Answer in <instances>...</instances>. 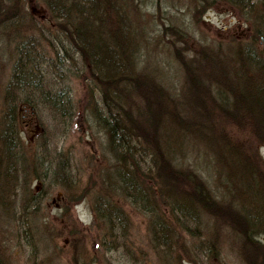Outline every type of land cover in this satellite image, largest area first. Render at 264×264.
Instances as JSON below:
<instances>
[{"label":"trees","instance_id":"trees-1","mask_svg":"<svg viewBox=\"0 0 264 264\" xmlns=\"http://www.w3.org/2000/svg\"><path fill=\"white\" fill-rule=\"evenodd\" d=\"M164 1L0 0V32H15L17 38L12 47L4 46L10 48L13 61L0 83V205L10 204L12 193H17L14 183L25 167L34 171L38 160L44 166L43 175L34 178L37 182L44 183L49 173L64 183L70 179L71 170L64 167L70 156L51 143L54 137L45 125L42 131L48 138L44 136L37 147L23 140L20 105L66 120L73 114V103L70 90L61 84L77 79L87 88L94 127L105 132L120 189L152 216L154 247L165 253L214 254L220 244L217 237L203 238L200 229L209 215L215 221L236 220L233 228L252 246L250 252L259 262L264 251V163L254 160L231 133L243 126L264 143V56L259 44L264 36V0H179L198 22L215 3L228 4L251 30L248 36L233 35L194 51L190 61L177 67L176 78H158L159 69L142 64L146 48L153 37L182 35L181 28L147 18L144 5L150 2L160 9ZM25 2L43 6L46 13L36 16ZM183 108L194 113L192 117L184 115ZM211 114L215 120L209 119ZM192 140L211 147L203 153L207 163L198 168L180 160ZM166 176L171 187L165 184ZM213 186L223 194L221 199ZM177 192L180 199L172 195ZM44 194L43 189L31 192L26 202ZM232 195L241 210L225 199ZM159 196L168 213L161 210ZM93 199L101 241L112 251L134 248L127 246L131 221L126 210L105 196ZM243 217L255 226L246 225ZM181 233L197 242L179 243Z\"/></svg>","mask_w":264,"mask_h":264},{"label":"rangeland","instance_id":"rangeland-1","mask_svg":"<svg viewBox=\"0 0 264 264\" xmlns=\"http://www.w3.org/2000/svg\"><path fill=\"white\" fill-rule=\"evenodd\" d=\"M164 2L160 3V9L150 2L147 5L143 4L147 18L155 19L159 25L165 22L176 30L181 28L182 35L179 38L173 34H168V37L163 39L160 36L153 37L152 43L146 48L142 64L151 69H159L160 71H156L157 77L162 74L167 78H176L177 67H181L183 61H190L194 51L202 50L206 45L215 46L233 35L239 36L243 33L244 36H248L251 30L237 9L225 3H215L202 14L198 22L193 17L194 14L187 13L186 7L180 5L179 0ZM25 5V8L31 9L36 16L46 13L43 6L37 7L33 2H25ZM151 24L150 22L146 25L150 28ZM4 32H0L1 84L5 81L13 61L9 53L10 48L4 46L12 47L17 40L15 32H11L10 35ZM17 36H21V33L19 32ZM183 46H187L188 50L181 49ZM61 85L70 90L72 116L66 120H53L49 112L42 108L32 113L25 104L20 105L22 119L20 133L28 145L37 147V142L41 143L44 136L48 138V134L42 131L45 125L54 137L50 138L51 143L57 146L59 152H65L70 156L67 160L69 164L66 162L64 164L65 168L71 170L70 179H67V183L60 178L51 179L48 172V180L41 184L34 178L43 175L40 169L44 164L41 166L38 160L39 164L37 163L31 172V168L28 169L30 165L25 167L18 182L14 183L17 193H12L10 204L0 205V264H159V260L168 253L156 249L153 245L152 216L133 205L120 189L114 174L118 166L108 155L105 132L94 127L95 119L90 111L91 104L88 107L89 95L86 86L77 79H71ZM195 104L193 101L191 106L198 117L199 111ZM181 111L184 115L190 114L191 117L194 114L188 113L184 108ZM209 119L215 120V116L211 114ZM235 133L237 135H234ZM231 135L237 144L246 147L248 152L254 155V160H262L264 163V143L258 142L250 129H243L241 126V129L233 131ZM190 145V149L180 160L196 168L202 166L203 161L207 163L208 159L203 153L211 150L210 144L204 143L203 146L192 140ZM70 184L73 186L68 187ZM165 184L172 186L167 176ZM216 187L213 186V189L217 198L221 199L223 194L216 190ZM41 189L45 191L44 196L26 202L29 200L27 198L29 193H39ZM172 195L180 199L179 192ZM94 196H105L126 210L125 214H128L126 215L131 221L128 232L125 231L129 235L127 246L134 248L129 251H124V248L112 251L101 241L102 225L94 220L92 210ZM225 199L237 210L239 200L236 195ZM158 201L161 210L168 213L160 196ZM205 217L208 218L206 220L208 223L206 225L203 223L200 228L203 238L217 237L220 243L217 244L218 249L214 254H222L226 260L234 264H263L264 251L259 257L261 260L257 262L250 252L252 246L233 228L236 220L221 218L215 221L209 215ZM19 224L22 225L21 229L18 228ZM182 234L177 235L176 241L179 243L194 241L187 239V235L185 238L181 237ZM260 238L261 243H264L263 234ZM141 252L142 254H139ZM176 254H183L185 258L199 256L183 251Z\"/></svg>","mask_w":264,"mask_h":264},{"label":"flooded vegetation","instance_id":"flooded-vegetation-1","mask_svg":"<svg viewBox=\"0 0 264 264\" xmlns=\"http://www.w3.org/2000/svg\"><path fill=\"white\" fill-rule=\"evenodd\" d=\"M196 258H185L183 254L168 253L158 259L159 264H234L226 260L222 254L198 253ZM195 256V254H194ZM216 261V262H215ZM228 261V262H227ZM264 264V262H263Z\"/></svg>","mask_w":264,"mask_h":264},{"label":"bare ground","instance_id":"bare-ground-1","mask_svg":"<svg viewBox=\"0 0 264 264\" xmlns=\"http://www.w3.org/2000/svg\"><path fill=\"white\" fill-rule=\"evenodd\" d=\"M236 208L238 209V210H241V208H240V205L238 204V205H236ZM243 222L246 224V225H254L255 226V224L254 223H252V222H250V221H248V220H246L244 217H243ZM264 235V234H263ZM261 239V238H260Z\"/></svg>","mask_w":264,"mask_h":264},{"label":"water","instance_id":"water-1","mask_svg":"<svg viewBox=\"0 0 264 264\" xmlns=\"http://www.w3.org/2000/svg\"><path fill=\"white\" fill-rule=\"evenodd\" d=\"M260 45H261V47H262V52H263V56H264V36H261L260 37Z\"/></svg>","mask_w":264,"mask_h":264}]
</instances>
